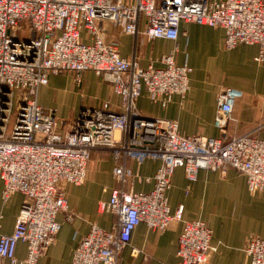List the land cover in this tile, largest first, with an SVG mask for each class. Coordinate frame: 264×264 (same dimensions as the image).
Masks as SVG:
<instances>
[{
	"label": "built area",
	"instance_id": "1",
	"mask_svg": "<svg viewBox=\"0 0 264 264\" xmlns=\"http://www.w3.org/2000/svg\"><path fill=\"white\" fill-rule=\"evenodd\" d=\"M111 23L118 32L146 39L176 40L181 22H195L224 30L223 48L258 45L257 60L264 61V0H0V181L5 204L14 193L24 195L14 229L0 234V259L8 264H38L61 228L59 212L73 219L61 183L82 184L92 151L107 150L117 182L98 213L116 219L110 230L96 223L75 246L71 264H119L133 230L143 222L163 231L180 220L183 205L171 213L167 192L177 167L184 169L186 192L199 169L243 174L250 194L264 191V139L254 130L226 139L200 134L183 135L177 121L139 114L137 99L147 98L164 107L178 95L183 101L192 68L163 54L142 67L135 54L123 57L116 39H106ZM28 31L21 39L18 32ZM85 32V37L83 36ZM93 71L111 84L119 97L117 109L109 101L82 109L69 124L59 126L55 110L37 101L49 75L74 74L81 84ZM15 92L20 102L17 104ZM243 91L222 88L217 95L214 126L225 132L236 101ZM16 116L11 126L13 108ZM158 158L150 191H134L143 180L128 165L131 160ZM211 229L201 220L185 221L178 239L175 264H214L210 255ZM18 242L26 255L18 258ZM250 264H264V237H251L245 248Z\"/></svg>",
	"mask_w": 264,
	"mask_h": 264
},
{
	"label": "crops",
	"instance_id": "2",
	"mask_svg": "<svg viewBox=\"0 0 264 264\" xmlns=\"http://www.w3.org/2000/svg\"><path fill=\"white\" fill-rule=\"evenodd\" d=\"M104 25L108 29L106 39L119 42L121 56L128 58L134 53L142 67L150 63L160 67L161 64L154 60L163 54H173L177 64L187 62L192 68L189 89L183 101L180 96L173 95L162 107L143 93L136 102L141 116L175 120L183 135L200 134L223 139L254 130L264 123V61L257 60L258 45L240 44L226 50L221 27L195 22H181L179 36L174 41L148 40L143 33L134 38L118 32L109 22ZM58 76L65 81L57 87L62 98L74 99V117L82 109L99 107L105 101L117 109L119 97L113 93L111 84L93 71L84 74L81 84L76 83L71 72L49 75L48 83L40 86L37 92L41 106L51 108L48 94L57 83ZM225 87L240 89L243 96L236 101L232 120L227 123L225 132H221L214 126L213 119L217 95ZM57 120L62 126V121ZM254 134L264 139V126ZM159 164L158 158L150 157L140 162H128L132 170L143 178L134 184V191L152 189ZM113 166L109 151L94 150L85 181L77 186L60 184L67 195L68 209L74 216L68 221L65 212L58 213L61 228L54 243L38 259V264H71L75 246L80 237L88 233L92 223L110 230L115 215L109 212L100 214L97 206L100 200H107L111 190L118 185L112 174ZM188 183L184 169L177 167L173 171L167 197L171 213L183 205L181 219L172 220L163 231L151 230L145 223H139L133 230L130 244L120 254L119 264H175L183 224L193 219L203 221L212 231L211 244L215 249L210 262L250 264L244 248L251 237H264V191L250 194L245 176L233 168H228L224 174L217 170L199 169L196 180L190 182V189L186 192ZM2 188L0 181V234H9L14 229L24 195L14 193L3 204ZM15 253L18 258L26 255L22 242L17 243ZM0 264H8V260L0 259Z\"/></svg>",
	"mask_w": 264,
	"mask_h": 264
},
{
	"label": "rangeland",
	"instance_id": "3",
	"mask_svg": "<svg viewBox=\"0 0 264 264\" xmlns=\"http://www.w3.org/2000/svg\"><path fill=\"white\" fill-rule=\"evenodd\" d=\"M18 37L21 39H26L28 38V31L25 29H22L18 32ZM152 45V43L149 44V47ZM148 46V45H147ZM57 83L54 85V87L50 90L48 94V101L51 105V108L55 110V116L57 119L62 121V126L67 125L71 122V120L74 118V99L70 98H62V95H60L59 91L57 90V87H59L64 81V79L60 76L56 78ZM15 99L18 102H20V98L18 95H21V93L15 92ZM16 110H17V105L13 108V113H12V118L10 120L9 126L12 125L14 118L16 116ZM77 115V114H76ZM75 115V116H76ZM72 117V119H70ZM58 122V120H57ZM92 177V174H91ZM249 196V195H248ZM250 197V196H249Z\"/></svg>",
	"mask_w": 264,
	"mask_h": 264
}]
</instances>
